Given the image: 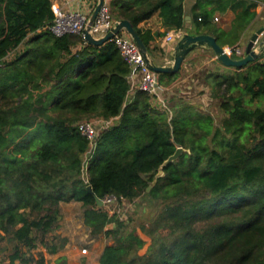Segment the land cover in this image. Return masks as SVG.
I'll use <instances>...</instances> for the list:
<instances>
[{
    "label": "trees",
    "instance_id": "16d2710c",
    "mask_svg": "<svg viewBox=\"0 0 264 264\" xmlns=\"http://www.w3.org/2000/svg\"><path fill=\"white\" fill-rule=\"evenodd\" d=\"M262 4L110 0L109 8L151 55L152 44L176 29L210 34L237 57ZM230 12L227 28L214 21ZM153 17L163 31L140 26ZM54 18L51 0H0V250L13 245L6 264H45L34 250H62L67 239L54 232L60 204L70 201L82 205L92 237L112 240L99 264H264V52L241 68L219 63L206 71L204 85L220 100L217 122L183 99L166 110L144 91L128 100L131 67L114 40L97 46L79 34L56 36ZM179 71L158 74L159 86ZM82 121L101 127L86 174ZM178 147L185 151L147 191ZM109 195L162 206L142 227L147 238L97 205ZM55 264H66L64 257Z\"/></svg>",
    "mask_w": 264,
    "mask_h": 264
},
{
    "label": "rangeland",
    "instance_id": "374dc122",
    "mask_svg": "<svg viewBox=\"0 0 264 264\" xmlns=\"http://www.w3.org/2000/svg\"><path fill=\"white\" fill-rule=\"evenodd\" d=\"M215 22L220 23V25H227V18L218 17V20ZM206 51L204 54L197 55V57L195 58V61L197 63H201V61H203V59L207 54L212 55L211 51L209 50ZM262 60H264V58ZM210 69H214V68L210 67ZM189 71H186L185 77L189 74ZM204 73L205 72L201 74L196 72L191 73L192 75L190 74V76L188 77L189 84H187L188 83L187 82L186 83L187 86L181 85L182 91H184V93L182 94L181 92L176 94L175 90H173L172 92L170 91L161 92L159 100L154 101L155 105L159 108L166 110L168 109V107H170L173 100L183 99L184 101H188L194 104L197 109H200L205 113L212 114L214 119L218 122V120L222 117V112L219 109L220 100L212 97L210 89L206 85H204ZM180 75L182 74L180 73L179 76L176 78V80L180 77ZM96 122L99 123L98 121ZM133 205H134L133 203H128V202H124V203L115 202L113 204H104L103 207L107 209L110 213L116 212L119 215L120 219L126 222L127 230L135 229L136 232L140 234L142 237H146L142 227L147 228L152 223L153 219L161 211L162 206L159 203L157 204V206H154L152 202L150 204L149 203L138 204L136 202L135 206ZM83 211L84 209L82 205L78 202L75 204L73 203L62 204V207L60 208V213H61L60 228L56 230V232H54V234H59L60 237L61 236L65 237L68 242L69 237L65 236L64 234L73 232V230L75 229L76 231L71 235L80 236L81 241L77 242L76 250L81 253L83 248L86 249V252L87 251L89 252V238L91 237L89 233V229L84 224L81 223V221L83 220ZM73 214L77 215V219H78V221H76L77 223L74 226L73 224H66L65 221L66 219H64L63 217L69 215L73 216ZM74 222L75 219L71 221V223ZM111 243H112L111 239L106 238L104 235H99L96 237L94 245H96L98 249H100L102 246H106ZM12 246L13 245L10 243H5L4 248L3 247L1 248L0 264L7 263V256L9 253L12 252ZM39 252L44 253L45 261L47 264H55L56 255L47 254L40 246L37 250L33 251L35 258L38 257ZM15 264H20V263L16 262Z\"/></svg>",
    "mask_w": 264,
    "mask_h": 264
},
{
    "label": "built area",
    "instance_id": "2783aa9c",
    "mask_svg": "<svg viewBox=\"0 0 264 264\" xmlns=\"http://www.w3.org/2000/svg\"><path fill=\"white\" fill-rule=\"evenodd\" d=\"M97 2L93 5L92 9L88 12H66L60 9L57 5L52 4V10L54 13L53 23L49 29L56 36H62L66 34H79L84 38V29L88 22L89 16L96 6ZM215 21L218 17L214 18ZM118 21H115L111 17L109 2L104 1L101 6L95 22L91 26V34L98 38L104 36L112 27H114ZM183 34L182 30H170L165 35L164 44L175 43L177 39ZM121 56L130 65L131 70L129 74L130 90L132 91H144L155 97L157 100L160 98L158 74L148 68L145 63L144 57L141 54L140 49L131 39L126 31H121L113 38ZM227 52L232 56V49L226 47ZM236 56L239 55V49H235ZM78 131L89 142V149L85 158L84 172H87V160L90 159L96 147V140L100 134L101 127L96 121H82L78 124ZM104 204H113L119 202L118 198L114 195L106 196L102 199ZM122 200V199H121ZM125 201L122 200V203ZM82 253H86V249H82Z\"/></svg>",
    "mask_w": 264,
    "mask_h": 264
},
{
    "label": "crops",
    "instance_id": "0c3cea01",
    "mask_svg": "<svg viewBox=\"0 0 264 264\" xmlns=\"http://www.w3.org/2000/svg\"><path fill=\"white\" fill-rule=\"evenodd\" d=\"M98 0H51L52 4L57 5L60 9H62L63 11L66 12H80V13H86L88 12L90 9H92L93 5L97 2ZM107 2H109L110 0H106ZM189 4L190 2L186 3V10L188 11L189 9ZM257 12V17L256 19L251 23V25L249 26V28L244 32V34L242 35V38L238 44V49H239V56L241 57L244 55V50L245 47L247 45V43L250 41L251 36L257 32L260 29H264V4L260 5L259 7H257L256 9ZM188 17H190L188 15ZM225 17L227 18V25H222V27L227 28L231 19L233 18V14L230 12L227 15H225ZM190 21V20H188ZM143 28H150L152 29V31L155 30H160L163 31L164 28L161 27L160 22L155 18H151L150 20H148L145 23H142L140 25ZM165 37V36H164ZM163 38L157 39L152 46L156 45L158 47V50L154 51L151 55L152 60L157 64V65H170L172 63V57L171 54L173 52V48L175 46V43H171V44H164L163 42ZM264 38V34L260 37L261 40H263ZM223 47H228V46H223ZM230 48V47H228ZM231 49V48H230ZM206 51V49H197L193 52H191L185 59L184 63L182 64L181 68H180V73L182 75H180V77L174 82L172 83L170 86L167 87H163V86H159V92L161 95V92H172L173 90L176 91L177 93H184V91H182V87L181 85L187 86V84H189L188 81V77L190 76L191 73L196 72V73H203L207 70L210 69V67H213L214 69L216 68V66L219 65V63L217 62L215 55H206L205 58L203 59V61H201V63H197L195 61V58L197 57V55H201L204 54ZM207 52V51H206ZM264 58V57H263ZM262 58V59H263ZM191 72H190V71ZM186 71H189V74L185 77V73ZM184 73V75H183ZM204 73V75H205ZM192 75V74H191ZM203 87V86H202ZM189 88V87H187ZM180 90V91H179ZM135 94V91L130 90L128 93V100H130ZM103 124L108 123V124H112L113 120H110L108 122H102ZM69 204H75L77 202L74 201H70V202H66ZM62 204L65 203H61L60 204V208L62 207ZM64 219H66V224H73V226L77 223L76 221H78L77 219V215L73 214V216L69 215V216H64ZM75 219L74 223H71V221H73ZM77 219V220H76ZM70 220V221H67ZM82 224L83 220L81 221ZM76 230L74 229L73 232H69V233H65V236L69 237V241L66 243L65 247L60 250L57 254H52V255H56V259H58L59 257H64L66 264H99V258L100 255L104 249L105 246H102L100 249H98V247L96 245H94L96 237H90L89 238V252L87 251L85 254L78 252L76 249V244L78 241H81L80 236L78 235H71L75 232ZM109 245V244H108ZM107 246V245H106ZM87 254V256H86ZM55 259V260H56Z\"/></svg>",
    "mask_w": 264,
    "mask_h": 264
},
{
    "label": "water",
    "instance_id": "95a60500",
    "mask_svg": "<svg viewBox=\"0 0 264 264\" xmlns=\"http://www.w3.org/2000/svg\"><path fill=\"white\" fill-rule=\"evenodd\" d=\"M105 0H98L96 6L92 10L86 27L84 29V39L87 43L93 45H102L110 40H112L115 35L119 34L121 31H126L131 39L135 42L138 48L141 51V54L144 57L145 63L150 70L156 74L165 73L172 74L180 70L182 64L184 63L186 57L193 51L197 49H206L211 51L217 60L218 63L225 67H234L241 68L248 63L254 62L259 59L262 53L264 52V38L263 40L260 37L264 34V29H260L255 32L250 41L247 43L244 55L241 57L231 56L226 47L220 46L216 38L210 34H191L183 32L181 37L176 40L173 52L171 54L172 63L170 65H157L151 58V54L148 52L147 47L144 45L143 41L139 37L137 31L133 28L132 24L128 20H120L118 23L112 27L104 36L94 37L90 30L92 24L95 22L98 12L103 5ZM187 20H190V17H186ZM184 148L178 147L176 151L166 159L163 164L160 166L158 173L154 177L152 184L147 188V191H150L152 186L155 184L157 178L163 175V167L167 164L174 162L183 152ZM88 191H91V186L87 187ZM98 206H103L104 202L101 199H96Z\"/></svg>",
    "mask_w": 264,
    "mask_h": 264
}]
</instances>
